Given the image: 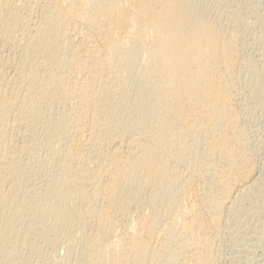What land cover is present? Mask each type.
Instances as JSON below:
<instances>
[{
    "label": "bare ground",
    "instance_id": "6f19581e",
    "mask_svg": "<svg viewBox=\"0 0 264 264\" xmlns=\"http://www.w3.org/2000/svg\"><path fill=\"white\" fill-rule=\"evenodd\" d=\"M11 1L0 0L1 264H18L35 224L46 244L65 237L75 264H214L220 217L255 168L232 104L237 29L194 0H15L16 17ZM247 71L264 100L263 73ZM24 126L43 128L53 158L34 190L38 166L22 158L37 132L8 141ZM252 183L232 204L264 217V179Z\"/></svg>",
    "mask_w": 264,
    "mask_h": 264
},
{
    "label": "rangeland",
    "instance_id": "374dc122",
    "mask_svg": "<svg viewBox=\"0 0 264 264\" xmlns=\"http://www.w3.org/2000/svg\"><path fill=\"white\" fill-rule=\"evenodd\" d=\"M194 1L197 4H199V6L203 7V9L207 12V14L209 15L211 20H215L223 28L225 27L229 31H232L231 29L234 30L236 28L238 31V34H239V38H240L239 43H240V52H241L240 56H241L242 63H243L242 71L244 70V72L241 71L239 78H240V81L244 79L243 80L244 82L239 81V84L236 87L237 89H235V90L232 89L234 91V93L232 90H231V93L233 96V99H232L233 103L232 104L235 105L234 109L237 110V112L239 114V118H240L239 123L243 129L245 128L244 131L247 132L246 133L247 137L250 140L252 159H253V162L255 164V168H254V171H253L254 173L252 174V177H250L249 181H247L246 184H247V186L252 185V184H254L252 182H255V180L257 181L259 179L260 180L264 179V100L256 101L253 98V96L250 92L251 87H248L252 83L250 82V80H251L250 77H247V76H249V74L247 73L248 72L247 70L249 69V67H253V68H256L257 70L259 69V71L261 70L260 72L263 73V75H264V26H263L264 24L259 25L255 21L256 15L261 16L263 21H264V0H194ZM13 2H14V4H13ZM16 2H18V1H15V0L11 1L10 7L12 5H14L15 7L13 8V6H12L11 9H8V10L6 9L5 11H6L7 15L8 14L12 15L14 13L12 10H14L15 12L16 11L18 12V9L16 8ZM236 8L240 9L243 13V18H242V20H240V22L237 21L238 23L234 22L232 19V17H233L232 13L236 10ZM203 9H201V11L205 12ZM5 11H4V14H5ZM24 11L25 10H22L23 13L22 12H20V13H22L23 16H24V14H25V16L28 15L27 14L28 12L27 11L24 12ZM16 15H17V13H14L12 16L16 17ZM33 17L36 19L35 16H33ZM33 17H32V21H35V20H33L34 19ZM230 18L232 19V21ZM23 26L25 27V29H28V25L23 24ZM20 37H21V35H20ZM9 51L11 53L9 52L7 55L11 54V57L13 56L16 58L20 57V54H18V53H20L19 48H17L15 45L13 46V49H10ZM15 51H16V53H15ZM15 54H16V56H15ZM244 63L245 64L247 63L246 65L248 67ZM245 72H246V74H245ZM246 78L248 80L249 79L250 80L246 81ZM245 81L247 83H245ZM237 94H238V96H237ZM24 127L26 129L22 128V127H17V128L14 127L15 130H14V128H12L13 130L11 129L12 132L10 131V134L12 136L9 135V138L10 137L11 138L8 139V141L13 142V144H14V146L12 144L13 147H15L16 143H17L16 147H18V145L21 146V144H24V142H26L27 139H28L27 140V142H28L30 140L29 135H31V133H33V136H34L35 133L37 132L36 133L37 136L35 135L34 137H38V136L41 137L42 135H45V132H44L42 127H39L38 129L31 130V131H29L26 126H24ZM16 129H18V130H16ZM41 130H43V131H41ZM14 131H15V134H13ZM27 134H29V135H27ZM39 137L37 139H39L40 142L39 143L36 142L35 143L36 148H35V145H33L35 150L34 149L31 150V152H36V153H31V152L26 153L25 152L24 154H26L27 156L22 154V155H24L22 159H25V161H26V162L24 161L22 164H24V167L27 170L29 168H33L34 164L36 166H38V167L34 168V170H33L34 172L32 171V173H33V175L31 173L32 176L30 175V176L26 177V181L29 179L27 181L26 185L28 187L32 186L33 188L36 186L38 188H40L44 184H47L49 180H46L45 177L47 176V178H49L48 175H50L52 171H53L52 173H54L53 168H51L52 170L49 169L50 166L53 165L52 164L53 158H51L52 156H51V154L49 155L48 149H46V147L44 148V146L41 142L43 136L41 137V139ZM44 137H46V136H44ZM44 139L45 138H43V140ZM22 140L24 142H22ZM14 142H16V143H14ZM37 143H38V147H37ZM39 144L41 145L40 147H39ZM33 146H32V148H33ZM40 148H42V149H40ZM45 149L48 152H46ZM40 151L42 154L40 153ZM30 154H32V157H34V156L38 157V156H40V154H41V156H40V158L38 157V159L37 158L35 159V157H34L33 162H32ZM47 155H49V156H47ZM26 157L28 160L31 159V161L30 160L29 161L32 163L28 162ZM48 157H50V158H48ZM49 159H51V161H49ZM36 160L39 162H42V164L40 163L37 165V163H34V162H37ZM46 162H48V163H46ZM26 163L27 164L30 163V164L26 165ZM26 166H28L29 168ZM47 167L51 172L47 171L48 170ZM38 169H39V171H38ZM45 172H47V175ZM35 175L38 176V178ZM32 178H33V180L35 179L36 182L33 181ZM30 179H31L33 185L31 184ZM44 179H45V181H42ZM44 182H46V183H44ZM28 183L31 185H28ZM40 183H41V186H40ZM246 184H242V186L239 187L234 192V194L232 193L231 200H229V202L225 208V211L223 212L222 216L220 217L219 226H218V230H217L218 233L216 235L217 237H215L216 242L214 241L215 242L214 244H216V246L213 247V248H215L214 251H216V252L213 251V253H215L214 257L217 258V259H215L214 264H264V217L259 216L260 217L259 218L258 215H256V217H255V214L252 215L251 213L249 214L250 215L249 216V215H247V213L245 211L242 210L243 208L241 205L239 206L240 207V209H239V207L234 206L232 204L234 197H237V196L241 195V193L244 192L243 190H245V187H247ZM30 187H29V189L32 188V187L31 188ZM33 188H32V190H34ZM262 190H264V188H262ZM261 195H263V196H259L260 197V198L258 197L259 200H257V199L256 200L260 201V202H258V203H260L259 205H261V204L264 205V193L262 192ZM261 207H262V205H261ZM263 211H264V206H263ZM206 218H207V216H206ZM92 222L93 221H91V223H90V225H92V226H89V232L90 233H92L96 227L95 226L96 222L95 221L93 223ZM31 227H32V229L29 227V229H30L29 237H31L33 235L34 238L32 236L29 239L30 240L29 244H31V242H32V247L28 248L25 246L26 249H23L25 247H23L20 250L16 249V250H18V252L16 251L18 253L17 256H20V257H17V258H19V259H17L18 264H67L68 262H73V260H71L69 258V255H68L69 252L67 251L68 249H66V247H68V246H66V245H68V243H67L68 241H67V239H65V237H60L57 240V239H55L57 237L53 236L54 238L51 237L53 242L51 244H46V243H44V242H46V240L39 233V232H41V229H40L41 227L39 225L36 226V224L34 226H31ZM33 227L37 228V229L34 230ZM36 230H38V231H36ZM31 232H33L34 234ZM38 234L40 235V237H37V236H39ZM33 239L35 240V242L37 240V242L35 244H33V242H34ZM37 245H39L40 247ZM33 246H34V248H33ZM36 247L37 248L39 247V249L37 250ZM30 249H31V251H30ZM34 251L37 253H35ZM41 252L43 255L41 254ZM66 252H67V254H66ZM21 258L23 261L20 260ZM31 258H32V260H31ZM65 258H66V260H65ZM0 264H1V262H0ZM68 264H71V263H68ZM72 264H75V262H73Z\"/></svg>",
    "mask_w": 264,
    "mask_h": 264
}]
</instances>
